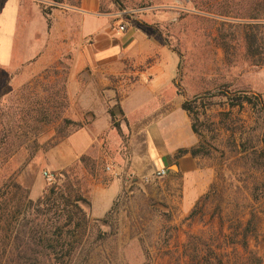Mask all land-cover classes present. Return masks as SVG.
Masks as SVG:
<instances>
[{"label":"rangeland","instance_id":"1","mask_svg":"<svg viewBox=\"0 0 264 264\" xmlns=\"http://www.w3.org/2000/svg\"><path fill=\"white\" fill-rule=\"evenodd\" d=\"M102 1L115 6L125 20V31L140 25L163 41L179 60L177 86H185L191 94L221 92L223 86L253 93L255 86L264 94L263 69L252 66L243 39L251 20L240 19L245 9L253 13L256 0ZM1 27L0 38L6 35ZM65 43L40 41L38 56L22 57L13 56L12 50H22L26 42L8 40L6 56L0 58L1 238L5 230L9 235L14 228L5 244L16 243L14 237L17 231L23 234L22 225L30 228L35 219L37 224L47 219L58 226L51 235L57 248L49 249L41 264H197L191 261L190 239L201 242H194L195 247L209 256L210 264H264V156L259 155L255 164L250 155L239 153L241 144L256 146L264 139L263 122L247 105L223 117L228 110L219 106L220 98L214 99L213 109L200 118L213 130L204 131L210 155L201 158V167L212 174L206 177L212 183L190 206L181 202V195L171 198L166 177L137 185L126 180L105 217L95 219L90 209L84 208L88 222L73 232L69 230L74 223L64 225L66 218L59 216L61 207L57 205L47 216L31 214L28 202L36 203L61 172L68 178L60 177L59 184L78 190L88 202L93 181L107 183L116 178L107 171L114 165L106 167L101 159L96 163L87 157L85 163L65 169H57L54 163L59 144L77 131L65 126L63 119L81 122L78 118L82 117L81 123L89 124L99 108L93 94L97 74L90 69L73 74L74 46ZM155 61L151 57L131 66L125 62L129 69L115 77L114 83L121 81L123 92L128 91L138 81V73ZM101 94L106 109L118 114L116 102L106 103L107 90ZM85 98L86 105L82 103ZM36 100L45 101L54 123L34 121L37 114L29 107ZM84 108L92 110L85 112ZM120 119L115 116L114 122ZM12 184L28 190L26 200ZM35 188L39 190L36 196L32 194Z\"/></svg>","mask_w":264,"mask_h":264},{"label":"crops","instance_id":"2","mask_svg":"<svg viewBox=\"0 0 264 264\" xmlns=\"http://www.w3.org/2000/svg\"><path fill=\"white\" fill-rule=\"evenodd\" d=\"M124 21L108 1L0 0L1 32L9 33L0 38V58L6 56L8 40L26 42L22 50H12L13 56L22 57L38 56L40 41L59 40L74 46L73 74L88 69L97 74L93 94L99 108L89 124L83 123L81 129L59 144L55 151L59 154L54 160L57 169L81 163L87 157L94 161L101 159L99 162L106 167L114 165L108 167L115 179L92 182L89 203L95 219L105 217L111 210L126 180L130 185L143 184V179L160 169L167 171V193L171 198L181 195L185 206L193 204L212 183L206 178L212 174L201 167V158L189 153L176 158L179 150H190L200 142L192 130L191 118L181 108L183 102L212 91L191 94L185 86H177L179 60L160 38L140 25H132L124 33L117 32ZM32 42L35 44L31 45ZM151 57L156 58L155 63L138 73V81L128 91L123 92L121 81L114 83L115 77L126 72V64L138 65ZM103 89L108 93L106 103L117 104L118 114L114 115L121 118L116 121L121 133L112 127V117L101 94ZM252 92L261 95L264 102V94L255 86ZM87 102L86 98L82 100L84 104ZM38 192L35 188L32 194L36 196Z\"/></svg>","mask_w":264,"mask_h":264},{"label":"trees","instance_id":"3","mask_svg":"<svg viewBox=\"0 0 264 264\" xmlns=\"http://www.w3.org/2000/svg\"><path fill=\"white\" fill-rule=\"evenodd\" d=\"M58 2V0H54ZM257 2L255 8L252 12L247 13L249 10L245 9L242 11L240 19L251 20V25L249 31H245L243 35L244 42L246 44L247 55L252 60V66L257 69L264 68V0H256ZM247 13V14H246ZM220 98L219 106L228 110L226 113H222L223 117H228V114L232 113L235 109H242L245 105L249 106L258 115V121L263 122L264 126V102L261 95L253 94L248 91H230L229 87L223 86L221 92H205L199 96H195L190 100L183 102L181 108L183 111L187 112L192 122V130L195 134L200 137L199 145L190 150H179L176 154V158L181 157L189 153L194 158H203L209 156L208 145L204 136V131H213L211 126L206 124V120L200 121L201 116L205 117L211 109L215 106L213 103L214 99ZM45 101H35L30 109L36 112L37 116L34 121L41 124H51L56 120L49 118L48 110L49 108L44 103ZM227 114V116H226ZM112 117V126L119 133V124L114 122L115 115L110 112ZM65 126H73L75 130L81 129L83 123L72 122L70 120L63 119ZM227 131H231L228 126L225 127ZM240 154L250 155L252 163L257 164L259 159L258 156H264V139L256 146L248 147L244 143L241 144ZM84 158H81L83 161ZM61 175V176H60ZM58 176L59 178L67 179V173L61 172ZM59 178L55 177V182L50 186L44 193V195L36 202H28V205L32 210L31 214L35 217L47 216L48 211L52 209V206L57 205L61 207L59 216L66 218L65 226H69L74 223L73 230L83 228V225L88 222V216L84 212V208L90 209V203L78 192L69 185H64V183L59 184ZM12 186L17 190L24 193L23 200L27 199L28 190L21 188L17 184H12ZM70 187V188H69ZM57 203V204H56ZM26 208H24L25 210ZM26 211V210H25ZM36 213V214H34ZM36 219L34 220V222ZM31 222L30 228L27 225H22L24 228L23 234L21 235L18 231L15 234L16 243L13 246H7L5 244L6 240L11 239L13 229H10V234L7 235L5 230V235L1 238L0 236V264H41V259L46 257V253L49 249L54 250L57 248L56 240H52L51 235H55V230H58V226L55 224H49L46 219H44L38 224ZM53 229V230H52ZM62 231V229L60 228ZM197 239H190L189 247H193L191 251V261H196L197 264H210L209 256H203V252L195 247ZM198 243V244H199ZM193 245V246H192ZM203 257H206L203 260ZM202 262V263H201Z\"/></svg>","mask_w":264,"mask_h":264},{"label":"built area","instance_id":"4","mask_svg":"<svg viewBox=\"0 0 264 264\" xmlns=\"http://www.w3.org/2000/svg\"><path fill=\"white\" fill-rule=\"evenodd\" d=\"M126 30V26L124 24H120L117 28L118 32L123 33ZM111 168L107 167V171L111 172ZM167 177V171L165 169H160L155 171L150 177H147L145 179H143V182L146 184L155 182V181H160L163 180ZM48 180L50 181L51 178L49 177Z\"/></svg>","mask_w":264,"mask_h":264}]
</instances>
